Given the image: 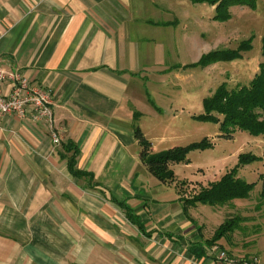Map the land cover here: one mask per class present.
<instances>
[{
  "label": "crops",
  "instance_id": "1",
  "mask_svg": "<svg viewBox=\"0 0 264 264\" xmlns=\"http://www.w3.org/2000/svg\"><path fill=\"white\" fill-rule=\"evenodd\" d=\"M137 3L0 0V69L53 112L52 126L0 116V264H215L213 232L139 158Z\"/></svg>",
  "mask_w": 264,
  "mask_h": 264
},
{
  "label": "rangeland",
  "instance_id": "2",
  "mask_svg": "<svg viewBox=\"0 0 264 264\" xmlns=\"http://www.w3.org/2000/svg\"><path fill=\"white\" fill-rule=\"evenodd\" d=\"M137 2L141 10L128 18L139 48L138 65L128 73V79L136 80L128 85L137 105L135 124L148 140L150 153L209 142L190 150L186 161L168 163L173 178L164 182L182 198H192L234 168L239 178L254 183L248 198L187 206H193L190 212L205 223L207 234L227 217H243L240 228L217 243L234 256L254 255L264 264V203L259 198L264 187V136L238 128L223 130L220 121L199 118L205 112L203 100L219 85L230 89L248 84L264 59V0H252V5L228 0L221 7L219 0ZM211 51L223 56L202 63L201 57ZM246 154L254 159L240 164Z\"/></svg>",
  "mask_w": 264,
  "mask_h": 264
},
{
  "label": "trees",
  "instance_id": "3",
  "mask_svg": "<svg viewBox=\"0 0 264 264\" xmlns=\"http://www.w3.org/2000/svg\"><path fill=\"white\" fill-rule=\"evenodd\" d=\"M228 0H219L218 7H221ZM240 3L252 5V0H237ZM261 53L264 57V37L262 39ZM223 56L219 51H211L200 59L202 63L209 62ZM204 113L200 119L220 121L221 129L233 130L243 129L251 134L264 136V59L258 64V69L248 84H241L238 87L228 88L224 83L208 97L203 100ZM221 115V118L218 116ZM134 136L140 145L139 158L150 173L158 180L164 182L173 178V172L168 167L169 162L186 161L187 153L195 148H204L209 145L207 140L193 142L188 145L173 146L158 153L149 152V142L135 126ZM76 150L73 151L71 160L74 159ZM254 156L251 154L241 155L239 163L242 164ZM73 173L82 174V171L72 168ZM254 188L253 182H247L236 175V168L223 173L217 180L210 182L207 186L201 187L192 198H180L185 205L197 203L224 204L234 199L248 198ZM260 202L264 203V187L259 192ZM259 202V203H260ZM263 205V204H262ZM261 205H257L259 207ZM129 217L131 212L123 206ZM260 210V208H257ZM262 213V212H261ZM243 217L235 215L227 217L213 231L207 240L208 245L214 244L220 237L230 238ZM222 247V245H221ZM230 253V252H229Z\"/></svg>",
  "mask_w": 264,
  "mask_h": 264
},
{
  "label": "built area",
  "instance_id": "4",
  "mask_svg": "<svg viewBox=\"0 0 264 264\" xmlns=\"http://www.w3.org/2000/svg\"><path fill=\"white\" fill-rule=\"evenodd\" d=\"M7 84V92L2 91ZM13 115L20 119H29L34 123L52 126L53 112L51 96L40 85L32 84L17 71L0 69V116ZM61 128L53 129L51 141L60 142ZM215 264H259L256 256H234L218 244L210 246Z\"/></svg>",
  "mask_w": 264,
  "mask_h": 264
}]
</instances>
